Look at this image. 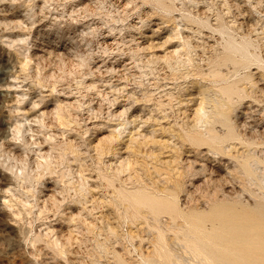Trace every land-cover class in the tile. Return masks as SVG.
<instances>
[{"label": "rangeland", "instance_id": "374dc122", "mask_svg": "<svg viewBox=\"0 0 264 264\" xmlns=\"http://www.w3.org/2000/svg\"><path fill=\"white\" fill-rule=\"evenodd\" d=\"M0 173V264H259L264 0H0Z\"/></svg>", "mask_w": 264, "mask_h": 264}, {"label": "bare ground", "instance_id": "6f19581e", "mask_svg": "<svg viewBox=\"0 0 264 264\" xmlns=\"http://www.w3.org/2000/svg\"><path fill=\"white\" fill-rule=\"evenodd\" d=\"M238 50V49H237ZM234 51V50H233ZM3 77V76H2ZM10 87V86H9ZM232 87V86H231ZM227 88H229L228 86H227ZM224 89V88H223ZM230 91H232L231 89H229ZM3 91V90H2ZM225 91H227V90H225ZM228 96V95H227ZM229 97V96H228ZM231 97V96H230ZM229 97V98H230ZM224 112V111H223ZM223 112H221V117H224V120L227 118L228 119V117H227V115L225 114H222ZM223 120V121H224ZM200 140V139H199ZM203 141V140H202ZM204 142H206L205 140H204ZM207 143V142H206ZM200 144V143H199ZM3 174V173H2ZM0 175H1V173H0ZM4 181V180H3ZM6 190V189H5ZM135 195H132V197L130 198V200L132 201V202H134L135 204H137V206L138 205H140V206H147V207H151L154 211H160V209L161 208H163L164 210L167 208L168 210L173 206H170L169 205V201L170 200H162V199H157V198H152L150 195H148V194H146L145 192H140V191H138V193H134ZM3 195V194H2ZM2 197V196H1ZM161 198V197H160ZM172 200H174V199H172ZM171 210V209H170ZM173 210V209H172ZM213 210V209H212ZM161 211H162V209H161ZM167 211V210H166ZM171 212H174V211H171ZM231 212V211H230ZM260 212V211H259ZM158 213V212H157ZM177 213V212H176ZM218 213V212H217ZM222 213V212H221ZM239 213V212H238ZM175 214V213H174ZM212 214H214V213H212ZM234 214H236V213H234ZM181 215V214H180ZM200 215H202V214H200ZM199 214H197V216H200ZM205 215V214H204ZM215 215H216V213H215ZM239 216V215H238ZM259 216H261L260 218H261V222H260V229H257L256 231H258L259 230V232H257L256 234H254L255 236H253V237H251V236H249V238H250V240H247L246 239V243H247V241L249 242V244L252 246V248H249V249H251V250H247V248H248V244H245V246L247 247V248H245V249H242V250H247V251H251L252 253H254L253 255L255 256V255H260V258L258 257V259H256V258H254V259H256V260H259L260 261V263L261 264H264V211H262L261 213H260V215ZM191 217H193V216H191ZM222 217V216H221ZM228 217V216H227ZM226 217V218H227ZM240 218H241V216H239ZM239 217H237V218H239ZM245 217V216H244ZM195 218V217H194ZM217 218V217H216ZM223 218V217H222ZM224 218H225V216H224ZM243 218V217H242ZM248 218V217H247ZM247 218H244V219H247ZM260 218H258L259 220H260ZM209 219H213L212 217H210ZM229 219V218H228ZM232 219V218H231ZM234 219V218H233ZM244 219H243V221H244ZM195 220H197V223L198 224H192V225H196V228L198 227H201L199 224H200V222H202V220H203V218L201 219V217L200 218H198V219H195ZM205 220V219H204ZM235 220H238V219H235ZM239 221H242V219L241 220H239ZM218 222H220V221H218ZM225 222V221H224ZM247 222V221H246ZM255 222V221H254ZM259 222V221H258ZM194 223H196V222H194ZM215 223V222H214ZM231 223V222H230ZM230 223H228V224H230ZM234 223H237V222H232V224H234ZM239 223V222H238ZM240 223H242V222H240ZM216 224V223H215ZM248 224V223H247ZM255 224V223H254ZM253 224V225H254ZM251 225V224H250ZM253 225H251V226H249L248 225V228L247 229H249V227L251 228H259V227H255V226H253ZM233 226V225H232ZM235 226H237L236 224H235ZM195 229V228H194ZM246 229V230H247ZM255 229H253V231H254V233L256 232L255 231ZM196 230H198V229H196ZM246 230H243V231H245L246 232ZM250 231H252V230H250ZM248 232V233H250V234H253L252 232ZM244 232V233H245ZM201 233H203V232H201ZM235 233H236V231H235ZM240 233V232H239ZM242 233V232H241ZM248 233L246 234V235H248ZM189 234V233H188ZM189 235H191V234H189ZM197 235H198V233H197ZM208 235V234H207ZM211 235V234H210ZM240 235V234H239ZM242 235H244V234H242ZM188 236V235H187ZM192 237H193V235H192ZM196 237H198V236H196ZM210 237V236H209ZM234 237V236H233ZM238 237V236H237ZM240 237H241V235H240ZM195 238V237H194ZM202 238V237H201ZM248 238V239H249ZM191 240H193V238H190ZM198 239V238H197ZM197 239H195V240H193V243L195 244V247H197V251L198 252H200L199 254H201V255H205V256H207L206 258L208 259V257L209 258H211L212 257V252L210 253L209 251H208V249H206V248H201L202 246H200V243L199 242H197L198 240ZM234 239H236L235 237H234ZM244 239V238H243ZM197 240V241H196ZM202 240V239H201ZM164 241V240H163ZM190 241V240H189ZM208 241V240H207ZM250 241H253V242H251L250 243ZM255 241V242H254ZM210 242V241H209ZM234 242V241H233ZM241 242V241H240ZM245 242V241H244ZM258 244H257V243ZM236 243V242H235ZM234 243V244H235ZM242 243V242H241ZM241 243H240V245H241ZM254 243H256V245L254 244ZM191 245V244H190ZM231 245V244H230ZM238 245V244H237ZM259 245V246H258ZM194 246V245H193ZM207 246V245H206ZM244 246V245H243ZM253 246H255L254 248H253ZM190 247H192V246H190ZM216 247V246H215ZM241 247V246H240ZM242 248H244V247H242ZM195 249V248H194ZM239 249H241V248H239ZM257 249V250H256ZM224 250V249H223ZM194 251V250H193ZM229 251V250H228ZM239 251V250H238ZM247 251H244V252H246L245 253V256L243 255V257H246V256H250L251 257V255L252 254H247L248 252ZM256 251H257V253H256ZM169 252V251H168ZM227 252V251H226ZM240 252V251H239ZM243 252V251H242ZM228 253V252H227ZM165 254H167L168 255V253H165ZM170 254V253H169ZM197 254V253H196ZM171 255V254H170ZM170 255H168V256H170ZM240 255H242V254H240ZM162 256H164V255H162ZM200 256V255H199ZM236 256V255H235ZM249 256H248V258L247 259H249ZM161 257V256H160ZM216 257V256H215ZM243 257L241 258V259H239L238 261H240V260H243ZM171 258V257H170ZM169 258V259H170ZM203 258V257H202ZM229 258H230V256H229ZM204 259V258H203ZM223 259V258H222ZM237 259V258H236ZM245 259V258H244ZM252 259V258H251ZM168 260V259H167ZM211 260V259H210ZM212 260H214V259H212ZM224 260V259H223ZM230 260V259H229ZM231 261H233V260H231ZM236 261V260H235ZM249 261H253V259L252 260H249ZM249 261H246V264L249 262ZM255 261V260H254ZM212 262V261H211ZM226 262V261H225ZM228 262V261H227ZM241 262V261H240ZM243 262V261H242ZM241 262V263H242ZM244 262H245V260H244ZM256 262H258V261H255V262H250V264H253V263H256ZM214 263H217L216 262V260H215V262ZM221 263V262H220ZM220 263H217V264H220ZM233 263H235V262H233ZM233 263H230V264H233ZM259 263V264H260ZM213 264V263H212ZM229 264V263H228ZM238 264H240V263H238ZM242 264H244V263H242ZM258 264V263H257Z\"/></svg>", "mask_w": 264, "mask_h": 264}]
</instances>
